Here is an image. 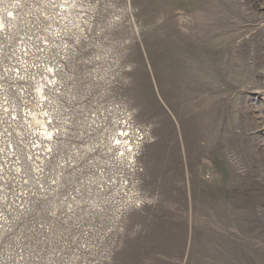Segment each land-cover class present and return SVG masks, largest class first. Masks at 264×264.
I'll use <instances>...</instances> for the list:
<instances>
[{
	"label": "rangeland",
	"instance_id": "obj_1",
	"mask_svg": "<svg viewBox=\"0 0 264 264\" xmlns=\"http://www.w3.org/2000/svg\"><path fill=\"white\" fill-rule=\"evenodd\" d=\"M1 6L0 264H264V0Z\"/></svg>",
	"mask_w": 264,
	"mask_h": 264
},
{
	"label": "bare ground",
	"instance_id": "obj_2",
	"mask_svg": "<svg viewBox=\"0 0 264 264\" xmlns=\"http://www.w3.org/2000/svg\"><path fill=\"white\" fill-rule=\"evenodd\" d=\"M4 7L5 6H3V11H2V6L0 8V10H1V12H0V29H3V30H5V20H4L3 16L14 17V12L11 9H8L5 11L6 8H4ZM13 22H15V21H13ZM49 81L52 85V81L51 80H49ZM42 92H43V83L41 82L40 85L37 86V93L40 94V96H43ZM30 126H32L34 129H37V131H39V132L41 131L43 133V135H41V136H44L50 140L54 138V132L56 130L55 131L53 130V128H52L53 126L50 127V125L47 123V119L45 118L44 115H42V114L38 115V114L33 113L31 116V120H30ZM129 145H131V144H129Z\"/></svg>",
	"mask_w": 264,
	"mask_h": 264
},
{
	"label": "snow or ice",
	"instance_id": "obj_3",
	"mask_svg": "<svg viewBox=\"0 0 264 264\" xmlns=\"http://www.w3.org/2000/svg\"><path fill=\"white\" fill-rule=\"evenodd\" d=\"M125 135H126V133H125Z\"/></svg>",
	"mask_w": 264,
	"mask_h": 264
}]
</instances>
